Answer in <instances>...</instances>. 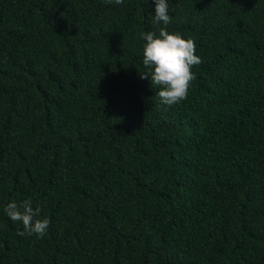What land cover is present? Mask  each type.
<instances>
[{
    "label": "trees",
    "instance_id": "obj_1",
    "mask_svg": "<svg viewBox=\"0 0 264 264\" xmlns=\"http://www.w3.org/2000/svg\"><path fill=\"white\" fill-rule=\"evenodd\" d=\"M168 11L202 59L170 107L154 0H0V264H264V0Z\"/></svg>",
    "mask_w": 264,
    "mask_h": 264
},
{
    "label": "clouds",
    "instance_id": "obj_2",
    "mask_svg": "<svg viewBox=\"0 0 264 264\" xmlns=\"http://www.w3.org/2000/svg\"><path fill=\"white\" fill-rule=\"evenodd\" d=\"M107 3L120 5L123 0H106ZM155 14L153 23L162 25L158 35L155 32H140L143 45V65L146 72L140 73L142 79L150 80L158 87L156 95L161 104L173 106L187 99L192 81L196 79L192 68L202 63L196 55V44L193 38H183L179 33H170L167 26L171 22L168 11V0H154ZM40 208L35 210L30 199L17 203L12 201L4 209L6 215L14 222H21L23 231L17 234L36 235L43 238L47 234L50 220L39 219Z\"/></svg>",
    "mask_w": 264,
    "mask_h": 264
}]
</instances>
